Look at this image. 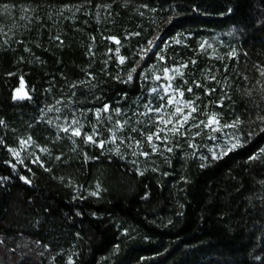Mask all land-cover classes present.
<instances>
[{
	"label": "trees",
	"instance_id": "1",
	"mask_svg": "<svg viewBox=\"0 0 264 264\" xmlns=\"http://www.w3.org/2000/svg\"><path fill=\"white\" fill-rule=\"evenodd\" d=\"M262 72L264 0H0V264H264ZM163 81L196 111L153 152Z\"/></svg>",
	"mask_w": 264,
	"mask_h": 264
},
{
	"label": "snow or ice",
	"instance_id": "2",
	"mask_svg": "<svg viewBox=\"0 0 264 264\" xmlns=\"http://www.w3.org/2000/svg\"><path fill=\"white\" fill-rule=\"evenodd\" d=\"M146 7V6H145ZM114 39V38H113ZM117 43H119V41H116ZM156 46L155 45V41H149V48L144 50V51H150L151 50V47H154ZM201 47L203 48L204 45L202 44ZM231 55V54H230ZM143 58V57H142ZM161 60L163 59V57L160 58ZM121 62H123V58H121ZM193 63H195V61H193ZM183 67H186V65H184ZM133 71H135V69H133ZM176 71H179V69H176ZM164 72L165 74L167 75V73L169 72V69L165 68L164 69ZM262 74H264V72H262ZM131 74H129V79H131ZM155 79L159 80L161 79V77L157 76L155 77ZM21 83L23 84V81H21ZM171 84H168V85H165L164 86V92L166 95L169 96L168 100H167V104L169 106L173 105L174 103V100H175V97L172 96V95H169V89H171ZM19 91V90H18ZM153 91H156V89H153ZM188 91H191V89H188ZM26 95V94H25ZM179 95L181 97H183L184 93L183 92H180ZM20 98H23L21 96H14L13 99H20ZM183 104V107H180V106H176L175 107V111L173 113H170L169 115H167V117H163L161 116L159 118V120L157 121L158 124H161L163 125L164 127L162 128H159V130L157 132H152V133H149L147 134L146 136V139L148 141V143L152 146V150L153 152H155L157 150V147H156V144L153 142L154 140L156 141H162L164 143H167L168 142V133L170 132L172 135H176V134H180L181 133V129L184 128V125L185 124H188L189 120L192 118V112H195L196 111V108L192 106L191 102H180ZM146 107H149L146 105ZM184 108H191V112H189L188 114H184L183 113V109ZM149 110L150 111H155V112H160V108H156V109H152L149 107ZM112 111V109L110 108L109 105L105 104L103 109H100L97 111V119L99 120L100 119V113L101 112H110ZM115 113L116 115H120L121 114V111L120 109H115ZM180 115V119L178 120H173V117L174 116H177V115ZM109 120H111V116L108 117ZM261 119H264V117H262ZM3 121H0V124H2ZM201 124L204 125L205 128H210L212 131H219L221 130L220 127H213V124L215 125H219V120L215 118V114H213V116H209L208 117V120L207 122H204V121H201L200 122ZM240 121L239 120H236V121H233L232 124H224L222 127L224 128H229V127H237L239 125ZM117 124V131L120 130V122L117 121L116 122ZM171 124L172 127L171 129H168L167 126ZM195 127H199L200 125L197 124V125H193ZM82 128H83V124L81 123V120L79 117H77L75 115V113H73V118L72 120L67 124V126H64L62 128V131L64 132H70L72 136H76V137H79L81 136L82 134ZM167 129V131H166ZM133 131H136L135 129H133ZM161 132H164L165 135L162 137L160 135ZM199 133H197L198 135ZM86 135V139L88 142H93V143H96V141L93 140V135ZM116 137L114 136L113 137V141H115ZM30 139L28 141H23L21 143V147L23 148L26 144L30 143ZM107 141H99L98 142V145L100 147H103L104 144L106 143ZM123 142V141H121ZM139 141H137V146H139ZM236 147H238V144L237 143H233L231 145V147L228 149V151H231L233 149H235ZM43 151H47V149H42ZM167 151L171 152L172 151V148L169 147L166 149ZM13 151V155L14 157L16 158V161L17 163H23V161L20 159V155L18 152H16L15 150H12ZM264 151V150H262ZM135 154V153H134ZM142 155H145L147 156L148 153L147 152H144V153H141ZM224 155L227 154V152H224L223 153ZM59 159V157H57ZM218 157L216 156V154H213V159H217ZM256 157H252V159H255ZM34 162H38V161H34ZM13 167H15V165H13ZM22 180H24L26 183L30 182L26 177H23L21 176L20 177ZM96 193H93V195H95Z\"/></svg>",
	"mask_w": 264,
	"mask_h": 264
},
{
	"label": "rangeland",
	"instance_id": "3",
	"mask_svg": "<svg viewBox=\"0 0 264 264\" xmlns=\"http://www.w3.org/2000/svg\"><path fill=\"white\" fill-rule=\"evenodd\" d=\"M151 41H155V44H156L157 37L155 39L151 40ZM148 48H149V43H148L147 47L144 50H146ZM152 48L153 47H151V49ZM167 76L168 75L165 74L163 77L165 79H167ZM21 81H23V80H21ZM21 81H20L18 87H16L13 90L12 97H14V96H21L23 98H26L29 95L28 94V90L25 88L24 82L22 84ZM168 84H171V86H172L171 89H169V95H172V96L175 97L174 103L171 106H169L167 104V100H168L169 96L166 95L165 92H164V86L165 85H168ZM153 89H156V91H153ZM153 89H152V93H154L155 97L158 99L159 105L157 107H154L153 104H152V102H150L149 104H147V106H149L152 109L160 108V112L150 111L149 110V107H146L145 106V113H151V119L154 121L155 126H156L155 132H157L159 130V128L164 127L163 125L157 123V121L159 120V118L161 116L167 117V115H169L170 113H173L175 111V107L176 106L183 107V104L180 103V102H190V101L185 100L184 97H181L179 95V93L181 92V90L173 87L172 83L167 82V81L161 82L159 85H157ZM23 98H20V99H23ZM189 112H191V108H184L183 109V113L185 115L188 114ZM178 119H180V115L179 114L177 116H174L173 117V120L174 121L175 120H178ZM171 127H172L171 124H169L167 126L168 129H171ZM213 127H218V125L213 124ZM166 131H167V129H166ZM114 136L116 137L115 141H113V137ZM144 136H146V135H144ZM208 137L212 141L215 142V150H214V152L210 148L208 150H206V151H209V152L211 151L212 156H213V154H216L218 152H221V151L226 150L228 147L230 148L231 145L233 143H235L234 139L229 138L226 135V133H223V132L217 133V131H212L211 129H210V132L208 133ZM93 140L96 141V143L98 144V142L101 141L102 139H100V135L98 133H94ZM24 141H26V140H24ZM103 141H107L104 144L103 149H105V150H112V149L118 148L120 146V144H121V141H125V139L119 133L110 132L109 135L107 136V138L106 139H103ZM137 141L138 140L135 141V145H136V147H139L140 146V143H139V146H137ZM223 143H224V146H223ZM27 145L28 144H26L23 148L20 145L19 148L14 149L16 152L19 153L21 160L23 159V157L25 155V150L27 148ZM12 153H13V151H12Z\"/></svg>",
	"mask_w": 264,
	"mask_h": 264
}]
</instances>
